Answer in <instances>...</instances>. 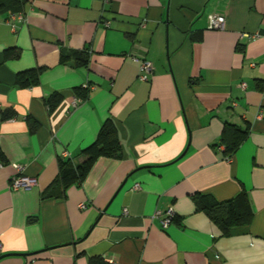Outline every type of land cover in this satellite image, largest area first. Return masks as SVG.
<instances>
[{
	"label": "crops",
	"instance_id": "1",
	"mask_svg": "<svg viewBox=\"0 0 264 264\" xmlns=\"http://www.w3.org/2000/svg\"><path fill=\"white\" fill-rule=\"evenodd\" d=\"M9 12H0V112L14 111L0 121V264H87L95 255L264 264V0H27L14 30ZM210 14L224 27L209 28ZM69 50L87 51V63L61 60ZM34 68L38 83L18 86L17 73ZM106 119L121 158L98 157L62 190L60 159L82 163ZM226 123L249 129L231 156L220 144ZM18 174L36 183L12 188ZM48 188L62 193L43 195ZM241 189L254 215L229 236L191 197L225 201ZM169 208L163 228L156 213Z\"/></svg>",
	"mask_w": 264,
	"mask_h": 264
},
{
	"label": "trees",
	"instance_id": "2",
	"mask_svg": "<svg viewBox=\"0 0 264 264\" xmlns=\"http://www.w3.org/2000/svg\"><path fill=\"white\" fill-rule=\"evenodd\" d=\"M27 0H0V12L10 10L16 12L23 10ZM87 51L69 50L61 53V60H66L70 57L80 60L84 64L87 63ZM18 51L12 52L6 50L5 56H17ZM42 68H34L17 73L16 84L21 87H28L38 83L39 74ZM76 96L81 99L87 98L88 90L86 88H75ZM58 94H53L47 99V103L54 106L59 100ZM14 111L12 109L0 112V121L12 117ZM28 123L32 129L37 127L34 120L28 119ZM249 132L248 127L241 128L233 124L226 123L224 125L220 144L224 146L226 155L231 156L238 146L243 142ZM86 154V159L80 164H73L69 159L61 160L59 163L58 173L54 182H60L62 190L74 182L81 183L91 169L94 161L100 156H108L121 158V146L117 136L116 127L111 119H106L94 141L83 149ZM6 159L0 148V164H5ZM60 189L45 190L43 195L59 196ZM195 208L198 211H203L208 218L221 231L222 235L229 236L240 232H245L248 225L251 223L254 212L252 210L248 194L246 190L241 189L233 198L218 201L213 196L202 193H195L192 196ZM87 264H112L106 261L102 256L95 255L88 258Z\"/></svg>",
	"mask_w": 264,
	"mask_h": 264
},
{
	"label": "built area",
	"instance_id": "3",
	"mask_svg": "<svg viewBox=\"0 0 264 264\" xmlns=\"http://www.w3.org/2000/svg\"><path fill=\"white\" fill-rule=\"evenodd\" d=\"M22 17H23L22 12H18V13L9 12L6 22L7 24L10 25L11 29L14 30L15 29L14 20L16 19L20 20L22 19ZM224 23H225V18L223 15H216V14L208 15V27L209 28H223ZM246 36L251 38V37H256L258 35L255 33L253 35L246 34ZM133 59H136V58L133 57ZM140 69L143 71V73L141 74V78H146V75L150 73L152 70V64L149 61L143 59L141 60ZM240 85L242 88L245 87V83L243 82L240 83ZM15 169L20 172L21 167L19 165H15ZM35 183H36V179L34 177H29V176L18 174L12 177L10 181V186L12 188H25V187H30L34 185ZM137 186L138 185H135V187ZM80 206L84 207L85 204L82 203ZM156 214L162 215L161 225L163 228L169 225V223L171 222V219L174 216V213L171 208L167 209L164 214H161L160 211H158Z\"/></svg>",
	"mask_w": 264,
	"mask_h": 264
},
{
	"label": "clouds",
	"instance_id": "4",
	"mask_svg": "<svg viewBox=\"0 0 264 264\" xmlns=\"http://www.w3.org/2000/svg\"><path fill=\"white\" fill-rule=\"evenodd\" d=\"M34 92H35L36 95H39L40 94V89L37 88V89L34 90Z\"/></svg>",
	"mask_w": 264,
	"mask_h": 264
}]
</instances>
